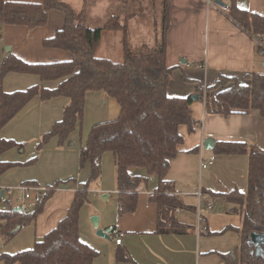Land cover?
Wrapping results in <instances>:
<instances>
[{
  "label": "crops",
  "instance_id": "0c3cea01",
  "mask_svg": "<svg viewBox=\"0 0 264 264\" xmlns=\"http://www.w3.org/2000/svg\"><path fill=\"white\" fill-rule=\"evenodd\" d=\"M109 1L84 0L83 8L75 10L88 26H103L107 19L100 17L99 10L106 8L105 4ZM165 1L159 0L158 9L156 0H112V10L108 16H118L120 21L123 20L134 47L133 36L138 40L149 33L152 37L147 40H152L149 45L141 43L138 47H152L160 39L159 33L150 32L149 28L144 32L137 26L146 21L148 14L147 20H154L155 23V20H161L158 23L161 31L165 20ZM168 2L167 64L179 68L171 83V95L199 96L198 87L213 84L221 74L241 78L253 71L264 73V54L260 52L257 41L228 14V7L234 2L240 8L264 14V0H218V3L224 4L218 6L210 5L205 0ZM149 3L154 6V12L147 9ZM96 22L100 24L93 25ZM64 25V12L53 9L49 11L47 24L41 27L2 26L0 63L10 54L29 63L70 59L69 52L43 45L45 38L53 36ZM124 37L123 29H104L96 56L123 62ZM184 75L193 81H184ZM60 81H43L36 74L11 72L5 76L0 89L12 92L33 85L54 88ZM68 103L67 97L43 100L36 96L0 130V138L12 139L23 145L1 155L2 161L15 163L0 176L1 187L21 184L58 186L35 221L21 227L6 243L0 236L1 253L12 254L30 249L36 240L57 227L66 216L76 190L90 177V166L80 167V152L93 126L116 119L120 114L116 99L102 91H90L86 95L84 118L78 122L69 140L60 144L59 138L54 137L39 147L40 138L62 119ZM191 109L195 129L190 132L187 126L180 127L184 141L179 145V154L170 159L165 177L186 205L185 208L176 209L174 216L180 223L189 226V231L158 232V207L151 201L159 185L154 177H149L148 182L139 188L136 211L119 215L115 157L111 152H106L101 160V177L92 183L89 203L83 206L79 218L81 239L98 253L93 264H222L220 254L240 244L241 235L234 230L217 234L230 225L239 227L241 216L227 213L229 206L224 205L227 202L215 194L234 189L247 191L249 156L219 154L214 148L219 142L231 141L247 142L264 150V117L258 111L229 116L209 115L206 103L200 96L192 100ZM207 138L215 141L212 150L204 149L203 143ZM212 156L215 158L213 164L202 168V161H208ZM137 172L146 176L144 171ZM104 194H109L106 200L103 199ZM218 199L222 200L221 212L215 209ZM210 202H214L212 209H208ZM198 207L201 210L204 208V221L199 225L196 216ZM93 216H99L100 227H114L110 239L96 234L91 221ZM115 231L125 233L121 245L115 243ZM121 255H128L129 259L119 261Z\"/></svg>",
  "mask_w": 264,
  "mask_h": 264
},
{
  "label": "trees",
  "instance_id": "16d2710c",
  "mask_svg": "<svg viewBox=\"0 0 264 264\" xmlns=\"http://www.w3.org/2000/svg\"><path fill=\"white\" fill-rule=\"evenodd\" d=\"M88 1V0H87ZM134 1V0H133ZM168 0L165 1L164 24L160 39L152 46L134 47L129 41L127 25L118 16L109 17L103 26L90 27L79 17L76 10L63 0H43L42 3L0 0V28L4 25L27 26L30 29L47 24L49 11L60 10L65 14V25L43 45L69 52L70 59L47 63H29L10 54L0 63V85L11 72L36 74L43 81L61 80L57 87L33 85L25 90L5 92L0 89V130L34 97L50 100L69 98L63 117L39 140L42 147L58 137L60 144L69 140L78 122L84 118L86 95L90 91H102L116 99L120 114L116 119L93 126L87 142L80 152V167L91 168L88 181L76 192L66 216L60 223L36 240L30 249L12 254L1 253L4 264H93L97 251L80 237L79 218L83 206L89 203L91 184L101 177L102 156L111 152L115 157L119 215L133 213L137 209L138 190L149 177L158 180V188L151 197L158 207L159 233H187L190 229L174 216L178 208H185L182 198L166 182L169 161L179 154L184 141L181 126L190 132L195 129L191 109L192 96L171 95L169 90L177 66L167 64V33L169 20ZM230 18L251 36L264 40V14L238 7H229ZM106 28L123 29L124 60L114 62L99 58L96 51L102 32ZM184 81L192 82L187 76ZM199 96L206 89V106L209 115H235L258 111L264 117V73L253 71L239 78L221 74L204 88L200 85ZM23 145L0 138V157L13 148ZM214 151L219 154H247L249 156L248 189H234L218 193L228 204L227 213L241 216L239 227L227 226L217 234L234 230L241 235L238 246L220 254L222 264H264V246L261 255L256 254L250 242L252 232L264 233V150L247 142H219ZM15 163L0 159V176ZM141 170L146 176L138 173ZM40 203L33 204L29 212H17L0 206V236L8 242L17 233V227L31 224L42 212L47 199L58 187L47 186ZM121 255L118 260H128Z\"/></svg>",
  "mask_w": 264,
  "mask_h": 264
},
{
  "label": "built area",
  "instance_id": "2783aa9c",
  "mask_svg": "<svg viewBox=\"0 0 264 264\" xmlns=\"http://www.w3.org/2000/svg\"><path fill=\"white\" fill-rule=\"evenodd\" d=\"M208 4L213 6H218V0H205ZM257 41L259 50L264 54V40L260 36H252ZM206 89L203 91V101L206 103ZM214 156L210 160L202 161V168H207L214 162ZM50 188L47 186L35 185V184H21L14 187H1L0 186V206L11 210L17 207H21V212H29L30 205L40 203L43 200L45 193L49 192ZM3 192V195L1 194ZM20 193L16 200L13 198V195ZM201 195V194H200ZM213 203L208 204V209L213 208ZM198 225L204 221L202 215V210L198 207L196 212ZM125 233L122 231H115V243L116 245H121L123 243V238Z\"/></svg>",
  "mask_w": 264,
  "mask_h": 264
},
{
  "label": "rangeland",
  "instance_id": "374dc122",
  "mask_svg": "<svg viewBox=\"0 0 264 264\" xmlns=\"http://www.w3.org/2000/svg\"><path fill=\"white\" fill-rule=\"evenodd\" d=\"M63 1L66 2V3H68V4H70V6H72L76 10L77 9H82L83 8V5H84V0H63ZM156 1L158 2V9H159V0H156ZM105 6H107V7L106 8H101L99 10V14H100V17H102V18L103 17H106L105 19H108L109 18L108 15H109V13H111L110 10H112V0H110L109 2H107V4H105ZM153 7L154 6H152V4L149 3V7L147 9H149L150 12H154L153 9H152ZM146 16H147L146 18L148 19V14H146ZM147 19H146V21H144V23L138 25L137 27L140 28V29H142V31H144V30L147 31L148 28H149L150 29V32H153V33H157L158 32L159 35H160L161 31H160L159 24H160V21L161 20H159V22L157 20H155L157 22V23H155L154 20H147ZM100 22L102 23V20H100ZM100 22H96L93 25L100 24ZM121 22H123V20H121ZM151 38L152 37H151L150 33L147 36L142 37L141 39L139 37L138 40L135 39V37L133 36V41H135L134 45H135V47H138L141 43H146V45L148 43V45H149V43L152 40L151 41H147V40L148 39H151ZM143 41H146V42H143ZM19 196H21L20 193L13 195V198L16 200ZM221 202H222V200H219L218 199L217 204H216V207H215V209H217L219 212H221L222 209H223V205H222ZM224 205L225 206H228L226 203H224ZM31 206L32 205H30V208H32ZM202 211H204V208H202Z\"/></svg>",
  "mask_w": 264,
  "mask_h": 264
},
{
  "label": "water",
  "instance_id": "95a60500",
  "mask_svg": "<svg viewBox=\"0 0 264 264\" xmlns=\"http://www.w3.org/2000/svg\"><path fill=\"white\" fill-rule=\"evenodd\" d=\"M221 5H224L222 3H219ZM264 66V63H263ZM198 95L192 96V100H197ZM215 141L213 138H207L204 140L203 146L204 149L206 150H212L214 148ZM3 195V192H1ZM109 197V194H104L103 199H107ZM17 212H21V207H17L14 209ZM91 221L93 223L94 229L96 231V234L101 237V238H106L110 239L111 238V233L114 231V227H109V228H102L100 227L99 221L100 218L99 216H93L91 218ZM20 227H17L15 231H18ZM250 242L255 246L256 248V254L261 255L263 252V246H264V233H259V232H252L250 234Z\"/></svg>",
  "mask_w": 264,
  "mask_h": 264
}]
</instances>
